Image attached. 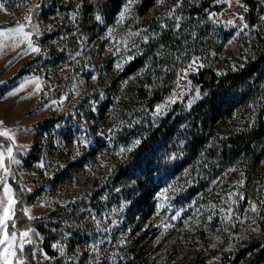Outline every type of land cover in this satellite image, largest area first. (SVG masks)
<instances>
[{"label":"rangeland","instance_id":"obj_1","mask_svg":"<svg viewBox=\"0 0 264 264\" xmlns=\"http://www.w3.org/2000/svg\"><path fill=\"white\" fill-rule=\"evenodd\" d=\"M140 2L0 0V31L25 24L30 34L0 36V127L12 130L11 173L30 194L23 208L35 218L89 201L80 234L54 243L65 264H264L256 249L242 252L264 239V59L213 115L195 124L188 114L209 96L193 73L223 75L264 50V11L246 19L264 0ZM251 130L249 150L231 148L232 134ZM153 133L154 145L108 182ZM31 229L43 260V234Z\"/></svg>","mask_w":264,"mask_h":264},{"label":"trees","instance_id":"obj_2","mask_svg":"<svg viewBox=\"0 0 264 264\" xmlns=\"http://www.w3.org/2000/svg\"><path fill=\"white\" fill-rule=\"evenodd\" d=\"M252 2V1H251ZM258 6V3L253 2ZM149 4L148 0H141L139 3L140 10L145 9ZM218 9V6L216 7ZM264 11V7L260 6V10L256 13L251 11L246 13V19L251 22H255L260 19V13ZM264 59V50L259 54L255 61L247 63L243 68L238 70L229 71L226 74L219 75L212 68H203L191 75V80L194 85H201L203 88L209 90V96L205 99L198 101L191 109L188 114L193 117L195 124L200 122L204 115H213L216 110V104L219 96L226 90L231 89L237 83L252 75L257 71L258 66ZM158 99L162 96L157 97ZM48 117L44 118L46 120ZM171 118V113L166 115L161 126H165ZM214 127H219L214 125ZM161 130V129H159ZM158 130V131H159ZM157 131V132H158ZM156 132V133H157ZM156 133L153 135L144 136L139 144H137L132 150H130L123 160L115 165L109 174L108 182L119 177L122 174H126L131 167L135 165L139 155L148 149H150L157 138ZM252 135L251 131L241 132L232 134L229 137L231 148H250V141ZM199 135L197 134V137ZM196 141V140H195ZM195 141L193 144L195 145ZM0 143L4 144L5 147H9L12 142L4 136H0ZM249 150V149H247ZM9 184L13 188V193L19 200L18 207L23 208V205L28 195L24 181L18 176L16 172L8 177ZM90 207L88 200H82L75 205H54L49 210L38 217L28 219L23 215L22 212H17V228L20 231L28 228H35L43 234L42 246L48 253V257L43 260H38L34 256V245L32 243L25 244L22 253H19L23 260V264H65V260L61 254H59L53 247L54 243L62 238L66 232L73 231L75 234H80L82 229L81 219L84 212ZM9 230L11 225L9 224ZM250 248L257 250L256 256L260 257L264 254V239L256 241L250 245H246L243 251H247Z\"/></svg>","mask_w":264,"mask_h":264},{"label":"snow or ice","instance_id":"obj_3","mask_svg":"<svg viewBox=\"0 0 264 264\" xmlns=\"http://www.w3.org/2000/svg\"><path fill=\"white\" fill-rule=\"evenodd\" d=\"M179 7V4L176 5ZM5 5L0 3V9H4ZM128 9L125 8L123 12L120 13V21H123L125 14L127 13ZM172 13H169L171 16ZM211 18V17H210ZM99 21L101 18L99 16L96 17ZM175 19L179 20V17H175ZM243 19V18H241ZM25 20L29 23L31 22V16L25 17ZM229 24L232 21L228 22ZM25 24H20L15 28H8L6 32L0 31V36H22L24 38H28L30 36L29 33L25 32ZM179 27V24H177ZM245 28L248 25H244ZM132 35H139V33H132ZM145 39H147L145 37ZM28 49L33 52H39L40 49L38 47L33 46V42L31 39H28ZM195 63V60L193 61ZM119 67V65H118ZM191 67V65H190ZM96 79V77H93ZM14 93H10L12 95ZM163 105L157 106V111L163 108ZM2 121H0V125H2ZM0 136L7 137L9 140H13L12 130L8 128L0 127ZM139 144L137 140L135 142ZM125 149L121 148V151ZM8 162L5 163V153L0 152V169L3 170V175H0V189L3 191V195L0 196V264H23L22 258L18 255L22 253L24 250L25 244L32 243L30 233L33 232L31 228L26 230L20 231L17 228V212H22L24 216L28 219H32L33 217L30 216V209L27 207L19 208V200L17 196L13 193L11 186L8 184V177L12 175L11 173V165L12 164H19L20 161L17 160L12 154V148L8 147L6 149ZM43 164H40L39 167H43ZM252 211H256L255 206H252ZM9 224L11 225V230H9ZM56 247V245H53ZM61 253H63L64 249H59ZM47 258V257H46Z\"/></svg>","mask_w":264,"mask_h":264}]
</instances>
